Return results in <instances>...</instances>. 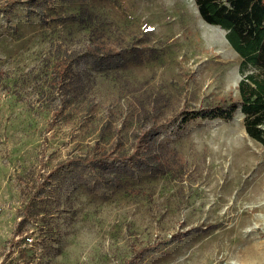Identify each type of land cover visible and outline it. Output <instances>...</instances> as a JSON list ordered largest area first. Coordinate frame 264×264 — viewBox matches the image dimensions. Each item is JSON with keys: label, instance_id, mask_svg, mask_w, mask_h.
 Wrapping results in <instances>:
<instances>
[{"label": "rangeland", "instance_id": "rangeland-1", "mask_svg": "<svg viewBox=\"0 0 264 264\" xmlns=\"http://www.w3.org/2000/svg\"><path fill=\"white\" fill-rule=\"evenodd\" d=\"M13 1L0 0V264H264V147L240 108L186 113L237 101L243 76L195 1ZM81 5L141 60L95 69L89 29L65 19ZM140 132L166 171L79 162L130 154Z\"/></svg>", "mask_w": 264, "mask_h": 264}, {"label": "trees", "instance_id": "trees-1", "mask_svg": "<svg viewBox=\"0 0 264 264\" xmlns=\"http://www.w3.org/2000/svg\"><path fill=\"white\" fill-rule=\"evenodd\" d=\"M194 1L206 22L226 30L228 42L242 58L243 76L238 82L237 101L225 102L205 111L186 113H191L190 118L202 115L231 119L240 108L244 114L246 132L264 147V0ZM94 13L96 12L91 7L81 5L77 11L65 17L66 20L76 21L89 29L90 41L85 52L92 58L93 67L104 71L122 67L131 61H140V52H138L140 50L135 49L136 47L129 52L125 51L127 47L125 50L123 47L115 49V44H110L106 29L99 26L100 22L96 20ZM135 138L136 146L130 154L102 153L79 162L89 168H93L94 164H115L126 166L131 170L166 171L163 160L154 153L150 133L140 132ZM140 256L137 255L134 259Z\"/></svg>", "mask_w": 264, "mask_h": 264}, {"label": "bare ground", "instance_id": "bare-ground-1", "mask_svg": "<svg viewBox=\"0 0 264 264\" xmlns=\"http://www.w3.org/2000/svg\"><path fill=\"white\" fill-rule=\"evenodd\" d=\"M200 20L199 21L201 23V26L204 28L206 34L213 36V38H215L222 47L228 44V41L225 38L222 29L219 28L218 25L210 24L203 18H200ZM262 193H264V191H262Z\"/></svg>", "mask_w": 264, "mask_h": 264}, {"label": "built area", "instance_id": "built-area-1", "mask_svg": "<svg viewBox=\"0 0 264 264\" xmlns=\"http://www.w3.org/2000/svg\"><path fill=\"white\" fill-rule=\"evenodd\" d=\"M27 239L30 240V241L32 240V238H27Z\"/></svg>", "mask_w": 264, "mask_h": 264}]
</instances>
